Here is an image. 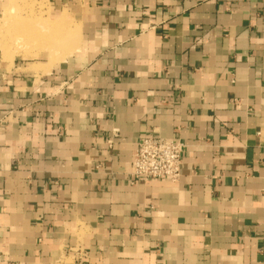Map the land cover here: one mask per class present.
Returning <instances> with one entry per match:
<instances>
[{
    "label": "crops",
    "instance_id": "0c3cea01",
    "mask_svg": "<svg viewBox=\"0 0 264 264\" xmlns=\"http://www.w3.org/2000/svg\"><path fill=\"white\" fill-rule=\"evenodd\" d=\"M49 1L75 52L0 56V264H264V0Z\"/></svg>",
    "mask_w": 264,
    "mask_h": 264
},
{
    "label": "rangeland",
    "instance_id": "374dc122",
    "mask_svg": "<svg viewBox=\"0 0 264 264\" xmlns=\"http://www.w3.org/2000/svg\"><path fill=\"white\" fill-rule=\"evenodd\" d=\"M59 15L49 0H5L0 8V56L9 61L66 59L79 39L71 17Z\"/></svg>",
    "mask_w": 264,
    "mask_h": 264
},
{
    "label": "built area",
    "instance_id": "2783aa9c",
    "mask_svg": "<svg viewBox=\"0 0 264 264\" xmlns=\"http://www.w3.org/2000/svg\"><path fill=\"white\" fill-rule=\"evenodd\" d=\"M183 143L156 135H142L137 142L131 175L135 181H178L183 163Z\"/></svg>",
    "mask_w": 264,
    "mask_h": 264
}]
</instances>
